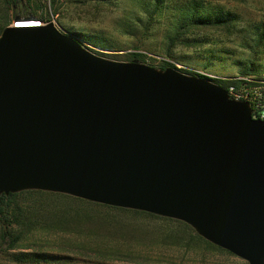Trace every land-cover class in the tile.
<instances>
[{
	"label": "water",
	"instance_id": "obj_1",
	"mask_svg": "<svg viewBox=\"0 0 264 264\" xmlns=\"http://www.w3.org/2000/svg\"><path fill=\"white\" fill-rule=\"evenodd\" d=\"M0 34V195L176 220L264 264V124L208 78L94 52L53 22Z\"/></svg>",
	"mask_w": 264,
	"mask_h": 264
},
{
	"label": "rangeland",
	"instance_id": "obj_2",
	"mask_svg": "<svg viewBox=\"0 0 264 264\" xmlns=\"http://www.w3.org/2000/svg\"><path fill=\"white\" fill-rule=\"evenodd\" d=\"M48 1L45 0L47 4ZM74 1L71 0L72 5L69 0L63 2L59 14L49 16L50 22L63 31L81 33L79 36L84 42L111 44V49L90 45L92 52L105 59L137 60L156 69L167 62L194 76L253 73L264 77V41L257 47L253 35L254 28L264 24V0H205L211 8H223L237 16V29L231 28V33L209 31L208 44L179 46L173 50L174 59L165 57V26L148 37L144 51L134 50L140 36L125 33L123 25L125 15L133 10L129 0H108L98 5L94 0ZM13 25L12 20L9 26ZM135 52L145 57L129 60V54ZM138 221L145 227L136 229L135 237L125 241L97 233L93 226L89 231L81 227L35 231L25 236L13 251L5 253L0 247V264H247L230 253L191 242L187 237L174 238L176 224L145 218Z\"/></svg>",
	"mask_w": 264,
	"mask_h": 264
},
{
	"label": "trees",
	"instance_id": "obj_3",
	"mask_svg": "<svg viewBox=\"0 0 264 264\" xmlns=\"http://www.w3.org/2000/svg\"><path fill=\"white\" fill-rule=\"evenodd\" d=\"M66 1L49 0L47 4L45 0L43 3L40 0H0V34L16 17L21 19L33 17L39 20L40 24L41 22L48 23L50 22L49 16L58 15L60 6ZM94 2L98 5L107 3L108 0H94ZM129 2L133 10L125 15L127 18L123 25L125 33L133 37L140 36L137 38L139 45L134 47L135 51H144L148 37L155 34L160 26H165V57L168 59L175 58L173 50L179 46L191 47L208 44L210 37L207 36V32L209 31L231 33V28L237 29L235 24L238 21L237 16L223 8H211L205 0H129ZM72 4L71 2L70 5ZM254 29L255 44L260 47L264 41V24L260 27L257 25ZM86 43L100 49L113 48L107 43L95 41ZM129 56V60L134 58L141 60L145 57L139 52L129 54ZM167 67L175 68L163 62L160 69ZM180 71L191 74L185 70ZM248 76L255 75L249 73ZM139 218L176 224L177 231L173 235L174 238L184 240L187 237L191 242L195 241L213 250L226 252L206 242L189 226L176 220L41 191L0 195V247L3 252L7 253L15 250L24 237L30 233L70 227H81L89 231L93 226L97 233L125 241L135 237L136 229L140 231L139 229L145 227L139 223ZM20 257H26V255Z\"/></svg>",
	"mask_w": 264,
	"mask_h": 264
},
{
	"label": "built area",
	"instance_id": "obj_4",
	"mask_svg": "<svg viewBox=\"0 0 264 264\" xmlns=\"http://www.w3.org/2000/svg\"><path fill=\"white\" fill-rule=\"evenodd\" d=\"M202 76V75H199ZM212 83L223 88L230 100L246 103L252 120L264 124V77L263 76H230L217 77L204 75Z\"/></svg>",
	"mask_w": 264,
	"mask_h": 264
}]
</instances>
